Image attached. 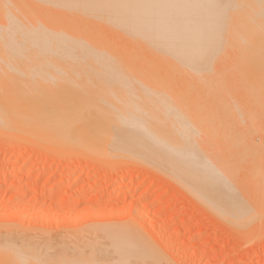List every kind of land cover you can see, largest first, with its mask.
Returning <instances> with one entry per match:
<instances>
[{
	"label": "rangeland",
	"instance_id": "374dc122",
	"mask_svg": "<svg viewBox=\"0 0 264 264\" xmlns=\"http://www.w3.org/2000/svg\"><path fill=\"white\" fill-rule=\"evenodd\" d=\"M19 1H21V0H19ZM23 1L24 2L22 4L27 3L26 0H23ZM31 1H34V0H28V4H30ZM47 1H45V2H47ZM50 1L51 0H49L48 2H50ZM52 1H54L56 3L59 0L58 1L52 0ZM74 1H76V0H73V2ZM80 1L82 4L81 3L78 4V2H80ZM84 1L79 0L78 2H76L77 3V4H75L76 5V11H79V12L83 11V9H81L79 7H81L83 5ZM189 1H191V0H189ZM198 1L205 2V0H198ZM209 1H211V0H209ZM212 1L215 2V0H212ZM219 1H217L218 2L217 6L219 4ZM2 2L4 4L2 3L3 5H1V2H0V7H1L0 10L1 9L2 10H6V9L8 10L10 8L8 6L9 5L12 6V4H8V3H11V0H8V1L4 0ZM67 2H68V0H67ZM67 2H65V0L62 2L63 5L65 3V5H64V7H66L65 9H68V10L71 9V11L73 9V11H75L74 8H72V7L70 8V5H68ZM194 2L192 4H190L191 5L190 8H192V9L193 8H195V9L200 8L201 9V7H202V10H205V8L207 6H211V5H209L210 3L207 4V6H206V3H204L206 7L203 9L204 6L201 5V7L200 6L197 7ZM71 3H72V1L69 2V4H71ZM92 3H95V2H92ZM22 4H19V5H22ZM57 4H60L62 6L61 9L64 10L63 12H61V10H58V14L60 16H62V14H65V12H67V11L64 9L63 5L60 2ZM201 4H203V3H201ZM42 5H43L44 10H46V9L50 10L52 8V6L56 5V4H53V2H52V6L49 3L47 5H44V4H42ZM48 5H49L50 9L49 8L45 9L44 7H47ZM213 5L216 6V2H215V4L213 3ZM23 6H25V5H22L20 8L23 9L24 8ZM33 6H34V9H37V11H38V8H36L35 5H33ZM67 6H69V7L67 8ZM89 6L92 8L94 7L93 4L85 5V8L83 7L85 9L84 11H86V9H87L86 7H89ZM39 7H40V5H39ZM59 7L54 6L53 9H51L53 11L56 10L55 16L57 15V9H59ZM77 7L79 9H77ZM212 7L213 6H211V8ZM12 8H13V6H12ZM181 8H183V7H181ZM187 8H189V6ZM34 9H32V10L34 11ZM53 11H52V13H53ZM7 12H9V11H7ZM79 12H76V13L78 14ZM40 13L45 14L44 11L41 12L39 10L37 12V14H40ZM50 15H52V14H50ZM53 15H54V13H53ZM59 15H57V16H59ZM81 22H83V21H81ZM81 22L77 21V22H73V23L71 22L69 24H74V23H77V24L80 23V25L84 24ZM77 24H74V25H77ZM99 25H100V23H99ZM215 42L218 43V41H215ZM215 42H213V43H215ZM222 42L223 41H221V44L219 43L218 46L215 45V48L223 45L224 47L221 46V48H224V50L226 52L223 49H221V50L224 51L225 56H227V54H228L227 58L224 57V55L222 54L223 52H221L220 49L219 50L217 49L218 51L215 53L217 54V53L221 52L222 57L217 54L216 56L218 58L221 57V58L217 59V57L215 58V54H214L213 55L214 57H212V58H214V59H212V63H211V60H209V62L211 64H209V62L206 61L209 65H212L213 63L215 64V62H216L215 59H217V62L215 65L219 66V64H220V66H219L220 68L216 67L214 64H213L214 66L213 65L212 66H213V68L216 67V69L219 68L218 70L214 69L212 71V68H210L212 66L209 67V65H206V66H208L210 69L209 68L205 69L206 66L204 65L205 68L203 70H205V72H207L206 70H208V71L211 70L210 73L209 72L205 73V72H203V70H199V68L201 67L200 69H202V67H203L202 65L204 63H206L205 61H203V59L205 60L206 59L205 57L209 56V55H207V56H204L203 59L201 58L202 60L199 59V61L201 60L202 62L201 61L200 62L203 63L201 66L198 62L200 67L197 66V71L198 70L201 71L200 73H202V75L197 73V72L196 73L194 72L195 73L194 75L197 74V76H192V77L189 76V78H190L189 79L186 76V75H189L188 72L191 73L192 71H196L195 70L196 67L193 70L191 69V71H189L191 65H189L190 67H188V68L186 66V68L189 70L186 71V69H184V72H187V74L184 73L186 77H184V74H182L183 69H182V71H179V74H178V72H177V74L176 73L174 74L175 76L177 75L176 76L177 78L173 77V75H172L173 71H172L171 76L173 78L170 80L175 81V83L176 82L177 83H176V85H174L172 83L173 86H175V87L169 88L170 91L174 88L171 91V94L168 93V91H167V89H168L167 87H169L168 81H165L163 79V81H165L167 85L164 84L163 81L161 82L165 85V86L163 85V87H166V86L167 87L162 88V86L160 84L161 87H159V88H161V89L160 90L158 89L159 90L158 91V97H159L158 100L159 101L161 100L163 103L160 101L161 104L159 103V105H161V106L158 107L160 109L158 118L160 119L161 124L159 123L160 127L158 129V145H159V148H158V160L157 161L150 153H147L146 151L141 150L138 147L131 146L129 144H126L125 146H121V145H117V144L111 145V144H108L109 142L105 139H103V144H104V147H107V148H104V147L102 148L103 145L98 146V144H96L94 142L93 143L94 146H93V144H91V148L88 149V151H86V150L84 152L81 151L83 154L80 153V151L78 153H76V151H75L72 153H65V154L63 153L61 155H57L58 157L57 156L52 157L51 154H49V153L46 154L47 148H46V146H44V144H42L43 143L42 140H44V139L39 140L38 136H35L32 134L27 135V133H26V135H27L26 136V135H24L25 132L23 133L21 130H12V132H10L11 131L10 129L4 128L2 131V129L0 128V233L5 232L7 234V236L4 238V241H2L3 239H0V245H2V247L4 246L3 247L4 249H0V264H57L58 263L57 259L59 256H60L59 257L60 259H58V260H61V258H63L65 261H68L70 259L68 261V263L67 262L66 263L72 264L74 262V264H75V261H74L75 259L79 260L80 257H81L80 261H82V259H84V258L87 259L88 256L90 255L89 252H91V251H92L93 257L90 255L92 258L89 256V258H88L89 260L88 259L87 260L89 262L93 260V262L89 263L87 261L88 262L87 263V262H85V259H84L85 263L82 261L83 264H95L94 261H98V263L96 262L97 264H102V263L105 264L106 262H108V259H109L108 257H110V258L112 257L111 259H113V260L115 259V261L111 260L110 263L113 262L114 264H119L120 261L125 259V258L127 261L128 256L130 258V260H128L130 263L134 262V260H135L134 256H136V257L146 256L147 257L146 264L149 263L148 261H150L151 264H152V262H154V264H157V262L155 263V261H151V259H155V258L157 260H159V258L161 260V258H162V261L164 258H166V260L168 262H171L172 264H264V201H261L259 192H254V190H253L255 185L259 186L260 190L264 189V183H263L264 171H262V170H264V158H263L264 157V152H263L264 151V148H263L264 145H261L262 148L260 146H258L259 144H261L260 141L262 143L264 142V137H263V129H264L263 128L264 127V116L263 115H264V113L262 112V110H260L258 108V103L260 102V101H258L260 99L259 95L262 94V92H260L262 89H260V91L256 92L257 90L253 91V90H251L252 88L250 89L248 87L249 88L248 91L251 92L250 93L251 98H249L250 95L247 94L248 92H245V90L247 91V89H246L247 86H245V83H247V85H248L249 84L248 80H249V82H252L253 80L255 81V78L257 79L258 76L255 77L254 74L256 73L255 75H257L258 70L263 67L262 64H260V63L259 64L262 67L261 66L256 67L257 65L254 66L255 65L254 63L257 62L258 60L260 61V58H261L260 53L264 52V50H263L264 44H263V48H261L262 46L260 47V45L258 47V48H261V50L259 49V52L261 51L260 53L255 49V47H253L254 48L253 50H251L252 47H250L251 51H254V52L257 51L259 53V54H256L257 52L255 53V55L257 57L259 56V58L256 57V59H255L256 61H254V55L252 57L251 52L248 51L249 46H252V44L250 42H246V43L244 42L246 47L245 46H243V47H245L247 49L246 51H243V49H241L242 43H241V45L236 43V47H238L240 45L239 48L241 50L239 48H235V43L233 45L234 48H233V46L231 47V48H233V51L238 50L239 54H240V51L241 52L243 51V53L244 52L246 53L247 51L249 52V53L247 52L249 54L247 58H245L247 56V53H246L245 57L242 56L243 59L244 58L246 59V63H245V59L244 60L239 59V60H243L244 65L247 64L246 65L247 68L250 67V65L252 64L251 63L252 59H253L254 65L253 64L251 65V67L252 66L253 67H252L251 71L249 72V74H251V75H249L248 72L246 71V69H245L246 66L243 67L245 69V72L249 76H252V77H249L247 75L249 77L248 78L247 76H245L246 74L244 73V71L241 67L242 66L241 63L237 62L238 64H241L239 68H241V72H242L241 74L244 73V75L238 76V75H240L239 74L240 70H239L238 75L236 73L237 72L236 69L234 70L235 65L233 64V62L239 61L238 58H240L241 56L239 57L238 53L231 51L232 49H230L229 47L232 44H228L230 41L228 42L226 40V42H227L226 44L224 42L222 44ZM187 44L185 43V47L188 48L190 44L189 45H187ZM247 44H249V46ZM225 45L226 46L230 45V46L226 47ZM183 46H184V44H183ZM225 48H227V49H225ZM232 54H234V55L237 54L238 57L235 56V57H232V59H231L230 56H234ZM240 55H243V54H240ZM160 56L162 57V60H163V58L166 57L167 55L162 56L160 54ZM262 56H264V53ZM187 57L188 56H184V59ZM249 57H252V58H249ZM179 58L180 57H177L176 60L172 58L174 60V63L178 61V63H176L177 65H179V64L181 65V63H182V62H179V60L182 61ZM193 58L195 59V56ZM263 58L264 57H262V60H263ZM169 59H167L168 62H170ZM194 59H193V61H194ZM207 59H210V58H207ZM220 59H223V62L226 64V65L224 64L225 67L222 65L223 62ZM234 59H237V60H234ZM249 59H250V61H247ZM160 60H161V58H160ZM187 60H189V59H186V62H188ZM190 60H192V59H190ZM213 60L215 62H213ZM193 61H191L192 65H194L196 62L195 61L193 63ZM220 61L222 64L218 63ZM263 61H262V63H264ZM0 62L3 63L2 60ZM161 62H163V61H161ZM186 62H184V60H183L184 66H185ZM239 62H242V61H239ZM172 63H173V61L170 64L172 65ZM183 63L181 66H183ZM227 63H228V65H227ZM165 64L167 65L168 63L165 62ZM198 64H195V66ZM238 64H237V67H238ZM248 64H249V66H248ZM160 65H161V63L159 64V68L162 69L164 65L163 66L161 65L162 67H160ZM169 65H167L166 67H168ZM171 65L169 67H172ZM229 65H232V67H229ZM233 65H234V67H233ZM3 66H4V63H3ZM181 66H177V68L178 67L182 68ZM77 67H79V66L77 65ZM77 67L76 68L74 67L75 69L71 70L72 73L71 72H69V73L71 75H73L74 73L80 71V69H77ZM173 67H175V66L173 65ZM221 67H223L224 69L226 67H228L229 69L227 68L225 71H223L224 69ZM250 68H248V69L250 70ZM170 69L173 70V68H169L168 70H170ZM220 69H221V71H223V73L220 72ZM255 69H256V71H255ZM262 69H260L259 72L262 73V71H261ZM75 70H78V71H75ZM168 70L165 69V71H168ZM174 70H175V68H174ZM179 70H181V69H179ZM12 71H14V70H12ZM12 71H9V72H12ZM73 71H75V72H73ZM176 71H178V70H175V72ZM216 71L218 73L220 72L222 77H223V75H225L226 77L224 76L223 79H221V77L219 75L220 73L217 74ZM80 72H83V69ZM159 72H160V70H159ZM168 72H166V73H168ZM213 72H214L213 75H215L214 78L216 79V81L217 80L219 81V87L216 89H215V86L217 83L215 85H213L211 83V82L214 83V81H215V79L212 77L213 75H211ZM1 73L4 75L3 72H1ZM1 73H0V77L2 76ZM161 73H163V72H160V74ZM166 73L164 72V74H166ZM208 73L210 75H208V76L206 75L207 77H205L204 74H208ZM234 73H236V74H234ZM7 74L4 75V76H6V78H7V76L10 75L9 73H7ZM160 74H158V78H159ZM216 74L218 75L217 77H216ZM15 75H18V74L16 73ZM40 75H38L37 78H40L43 80V77ZM166 75H168V74H166ZM181 75H183V76H181ZM191 75H193V72L191 73ZM227 75H229V76H227ZM171 76H170V78H171ZM202 76L205 77L204 80H206L209 76H211L213 78V79L208 78L210 80L212 79L209 82L211 84L212 88H210V85H208V86L204 85L206 89L203 88L204 89L203 92L201 91L202 90L201 87H204L203 86L204 83L202 82L203 81ZM9 77H8V79H9ZM133 77H129V78L133 79ZM259 77H260L259 79H261L264 77V75L261 77V74H260ZM167 78H169V77H167ZM191 78H192V80L195 78V80L197 82L196 85H198V87H199V85H202V86L197 88V86L195 85L196 82L194 83V80L192 82ZM225 78H227V79H225ZM238 78H240V79L238 80ZM23 79H24V77H23ZM160 79H158V81ZM198 79H202V80L198 81ZM1 80H3V79L0 78V81ZM170 80H169V82H170ZM222 80L225 82H223ZM240 80L241 81L244 80L245 83H244V81L241 82ZM246 80H247V82H246ZM262 80L264 81V79H261V81ZM206 81H209V80H206ZM4 82L7 84V81H4ZM2 83H3V81L0 82V84L3 86ZM5 83H4V85H6ZM159 83H158V85H159ZM240 83L243 86L240 85ZM258 83H260V80L258 81ZM263 83L264 82H261L260 85L262 84V86H263ZM207 84H208V82H207ZM221 84H223V87H224L223 90H222V87H220ZM250 84L253 85L254 83L252 82ZM1 85H0V91L2 92V91H4L3 89H6V87H4V86L2 87ZM255 85L256 84H254V86ZM130 86H132L133 90H131ZM130 86H128V89L125 90L124 93H122L123 95H125L124 97H123V95L119 96L120 100H122L121 103H124L123 102L124 99L131 96L130 93H132L133 95L136 94V92L138 94H141L140 92H138L141 90L140 89L141 86L139 87V85H138L139 90H138L137 85L133 86V84L130 83ZM213 86H214V88H213ZM259 86H257L258 90H259ZM136 87H137L138 91H134V89L136 90ZM237 87H240V88H237ZM244 87H245V89H244ZM162 89H165V91H167L165 94L168 93L171 98H174V99H172L174 101L171 100V102H173L171 104L175 105V106L171 105L170 107L173 106L172 108H170L169 105L166 103L167 106L170 108V110L173 109V112H172L173 115H171V112L169 111V109L166 110V111H169V113L165 111L166 106L164 104V100H162L164 97V93H163L164 90L162 91ZM197 89H198V91H197ZM210 89L212 92L210 91ZM212 89L213 90L215 89L214 92ZM224 89H226V90L224 91ZM132 91H134V93ZM160 91H161V94H160L161 96H159ZM196 91H197V93H196ZM200 91H201V93H200ZM209 91L211 93H209ZM194 93H195V95H194ZM252 93H256V96L254 98L252 97L253 96ZM3 94L5 96V93H3ZM103 94H106V93H103ZM201 94L202 95L204 94V95L202 96ZM100 95H102V94H100ZM106 95H104V96H106ZM169 95L165 96V98H166L165 102L170 101L167 99V97L170 99ZM257 95H258V98H256ZM107 96H109V95H107ZM136 96H137V94H136ZM221 96H222V100L224 99L223 101L221 100ZM161 97H162V99H161ZM192 97H194V98H192ZM199 97H200V99H198L199 101L196 100ZM211 97L213 98V101H212V99H211V101H210V99H208ZM260 97H264V94L261 95ZM133 98L134 97L132 96L131 101L134 100ZM201 98H202V100L204 98H206L204 101H201L203 105L200 102ZM219 98L221 101H219ZM215 99L218 102H220L221 104L216 102ZM238 100H239V102H238ZM248 100L251 103H253V106L252 105L249 106L251 103H249ZM260 100H262V99H260ZM105 101H107V100H105ZM195 101H197V105H195L196 104ZM254 101H257L256 107H255ZM210 103L214 104V105L212 104V106L214 108L211 106ZM216 103H217V105H215ZM223 103H224V105H222ZM247 103H249V104L247 105ZM263 103L264 102L259 103V107H262L261 105ZM104 104L105 103H103V106H104ZM191 104H192V106H191ZM105 105H107V104H105ZM128 105L129 104H127L125 107H127ZM205 105H206V107H205ZM121 106H123V108H124V105H121ZM217 106H219V107L217 108ZM248 106H249V108H248ZM106 107H108V105L105 106L104 108L106 109ZM199 107L201 109H199ZM204 107H205V109L206 108H208V109L205 110ZM254 107L256 109H259L260 112L258 113V110L253 109ZM128 108L130 109V106H128L127 109ZM119 109H120V107H119ZM261 109H264V106ZM201 110L205 111V115L208 118H210V117L213 118L211 114L215 113V114H213V116L215 117L216 122H214V124L210 125V127H208V125H209L208 124V122H209L208 118H207L208 119L207 122L204 119H200L204 115V111L202 112ZM246 110H248V111H246ZM199 111L201 113H199ZM249 111H250V113H249ZM252 111L254 114H256V116L259 117L258 118L259 120L256 118V116H254L253 113H251ZM197 113H199V114H197ZM262 113H263V115H262ZM208 114H210L211 116L210 115L208 116ZM236 114L238 115V118L240 117V119L236 118ZM248 114H250V116H249L250 119L246 118V117H248ZM197 115H198V118L201 116L199 118V120H202V122L201 121H200L201 123L197 122L198 124L196 123L197 124L196 125V124H194L195 121H193V120L198 121V118L195 119V116L197 117ZM219 116H220V119H219ZM222 116L223 117L228 116L229 118L225 117L226 119L224 118V120L225 121L228 120L229 122L230 121H232V122H230V124L228 121H227L228 123L227 122L225 123L224 120H221V119H223V118H221ZM252 116H254V117H252ZM206 117H205V119H206ZM251 117H252V119H251ZM217 118L221 122H219ZM254 119H257V121L255 120L256 122L260 121V123H261L260 132L257 131V133H256V131L255 132L253 131L252 134H251V132L249 133L250 136H252V138H249V139H251L250 142L252 143L254 141V143H256V148L254 147V149H253L254 154L252 153L250 155L249 150H248L249 152H247V153L244 152L245 153L244 154L243 152H241L242 150H240V151L237 150V148L239 146L237 147L236 144L231 145L230 143L231 142L235 143V140L237 143V141L240 140L242 133L247 131L246 128L248 130L250 129V125L248 126L247 123L250 121L252 122V120H254ZM102 120H103V122L102 121H100L99 123L95 122L96 125L94 127H92V126L91 127L93 129L95 128L96 131H103V130L105 131L106 130L105 126L107 125L108 121L105 119H102ZM93 121H95V119ZM168 121H169V124H168ZM203 122H205V123H203ZM222 122H224V124ZM233 122H234L235 126H234ZM216 123L219 125V126L218 125L217 126L220 129L217 128ZM163 124H168V125H166L167 127L165 126L166 128H164ZM199 124L200 125L202 124V125L200 126ZM205 124H207V125H205ZM225 124L228 127L230 126L231 128L230 127L228 128L227 126H225ZM203 126L205 127V130H204ZM244 127H246V128H244ZM242 128L245 131H243ZM206 130L209 131V135L207 132H204V133H206V135H204V136L208 140L207 139L205 140V138H203L204 137L203 131H206ZM219 130H221V131H219ZM222 130H223V132H222ZM17 131H18L19 135L17 134ZM52 132L54 133L55 131H52ZM52 132H50V135L52 134ZM168 132H171V134L173 135L172 137L175 138V141H176L175 153L177 152L176 154H177L178 160L183 158L184 153H185L187 159H189V161H190V154H191L190 153V147H192V145H194V144L196 145L194 147H197V149L200 148L198 150L205 148L202 150H205L206 153L209 152L210 154H215L213 152L214 151L216 152L218 150L219 151L222 150V152H223V149H224L223 147H225L223 155L224 156L227 154L231 155V157L234 158V159L231 158L233 162H234V160H236V161L241 160L242 161L243 158H246V156H249L246 158L245 162H244V159L242 162L240 161V163L237 161L238 167L236 166V170L233 169L234 172L232 171V173H234L233 178H232V176H230L229 172H227V171H229V168L226 169V172L224 170L225 179H226L225 183H228V179L231 178V181H232L231 185L233 186V188L235 187L236 190L238 191V194L236 193L237 196H235L230 201H226L225 199H223L224 198L223 195H227L228 193L223 194L221 192H218V195L216 196L215 194H210L208 191L203 190L200 185H198V187H197L195 182L191 178V171L190 170H186V169H184V167L182 169V168H178V167L176 168V167H171V166L165 165L163 162V156L164 155H163V151H162L165 143L162 142L163 141L162 139H165L164 135H166ZM20 133H21V135H20ZM210 133L212 135H210ZM217 133H219V134H217ZM223 133H224V135L228 134L227 135L228 137L224 136ZM231 133H235V135H233ZM229 134H230V136H229ZM31 135L34 136L35 138L32 137ZM52 135H54L53 138L58 136L57 134L55 135V133ZM82 135H81L82 136L81 138H84L85 134H82ZM167 135H169V134H167ZM209 136H212L213 139H212V137H209ZM234 136L236 139L234 138ZM250 136L248 135V137H250ZM223 137H225V139ZM231 137H233V138H231ZM248 137H247V139H248ZM259 137H260V139H259ZM228 138L229 139L231 138V139L229 140ZM262 138H263V140H262ZM201 139H202V142H201ZM252 139H253V141H252ZM228 142H230V143H228ZM40 143L42 145H40ZM97 143H98V141H97ZM206 144H209L210 146L206 145ZM109 146L112 147L116 151L121 150V153L123 154V156H121V154H119L121 157H118L119 156L118 154H117V156H115L113 151L111 152V150H108ZM201 146H202V148H201ZM232 146L237 147V148H232ZM211 148L213 150H211ZM109 149H111V148H109ZM206 149H208V150H206ZM255 149H257V150L254 151ZM104 150L105 151L108 150V152L106 153ZM251 150H252V148H251ZM219 151L216 153H219ZM109 152L113 153V155L109 154ZM222 152L220 154H222ZM218 155L219 154H217L215 156L217 157ZM223 155H222V157H223ZM174 159L177 160V158H174ZM234 164H235V162H234ZM179 166H180V164H179ZM225 167L226 168L228 167V163L225 164ZM232 167L234 168V166H232ZM255 167L257 168L258 171L253 172ZM115 168L118 170V172L116 171ZM238 168L239 169L241 168V169L239 170ZM112 170L117 172L116 173L117 176L115 174L110 175L113 172ZM261 171H262V173H261ZM257 172H260V173L258 174ZM254 175H256V176H254ZM245 177H247V179ZM262 177H263V180H262ZM138 180H142V181L138 183ZM253 181L255 182V185H254ZM223 183H224V181H223ZM258 183H259V185H257ZM236 194L234 193L233 195H236ZM58 201L60 203H58ZM111 224H114V225H111ZM130 224H133L134 229H133V226ZM151 224H153V226H154L153 229L150 226ZM124 226L126 227V229L124 228ZM92 227L99 228V229L101 227L102 228L100 230L99 229L96 230L94 228L92 229ZM103 227H105L107 230L105 229V231H104ZM110 227L112 230L110 229ZM113 227L116 230H121L122 228H124V229L116 232V230ZM128 227H129V229H128ZM130 228L132 230H134V233L136 231V234L137 233L139 234V232H141L144 236H148L147 238L148 239L150 238L149 240H147V241H149V243H151V244L155 243L157 245H161V247L156 245V248H154L152 245H149L150 249H148V251H149L148 253L146 250L144 251V249H117V250L121 251V252H119L120 254H123V252H124L125 255H124V257L122 255H118V251H117V253H116L117 255H116L114 253V250L112 251L111 249H109V243H110L109 241L110 240L108 239V235H110V233H112V232L113 233H118V232H121V233L124 232L125 233L127 231L125 233L126 235L124 237H127L128 239H130V237L132 238V236L134 235L133 231ZM109 229H110V233L107 234L106 231H109ZM136 229H138V230H136ZM102 230H103L104 234L102 233ZM130 231H131V233H129V234H132V236L128 235V232H130ZM105 233L107 235V238L104 237ZM124 233H122V234H124ZM18 234H20V235L17 237H13L14 235H18ZM53 236H55L57 238L56 242L55 243H48L47 245H45L46 244L45 238L47 239V238H50ZM96 237H97V239H99V238H101V239L97 240ZM103 239H108V241L107 240L104 241ZM59 240H62L63 241L62 243L66 247L69 248V250L66 249L68 251V253L65 249H61V250L56 249V246L58 245V243H61V241H59ZM92 240H94L97 244L94 241L92 242ZM6 241L8 242V244H6ZM75 241L76 242L79 241V242L76 243ZM88 241H91V242L89 243ZM156 241L159 242L160 244L157 243ZM33 242H41L42 246H44V245L45 246L42 247L41 249H37V250L36 249H34V250L33 249H27V247L31 246ZM11 243H12V245H11ZM71 243H73V245L76 246L77 248L71 246L72 245ZM81 244H83V245H81ZM85 244H87V245H85ZM103 244L107 245V248L109 250H107V248ZM89 245H92V248H95L94 252H93L94 249L90 251L91 246L87 247V249H85L86 246H89ZM101 246H102V248H105V249H102ZM81 247H84V249H82ZM46 248H49V249H46ZM79 248L82 249L81 250L82 253L84 250V252H85L83 255L84 257H82V255H80L81 253L78 254V252H73V251H75V249L79 250ZM88 248H90V249H88ZM152 248H153V251H156V252H153ZM71 249H73V251ZM156 249L157 250L159 249V250L157 251ZM60 251L63 254H61ZM63 251L65 252V254ZM99 251L101 252V254L99 253ZM107 252H108V254H107ZM54 253L57 254V259H56V256L52 255ZM71 253H72V255H71ZM156 253L157 254L162 253V257H161V255H157ZM50 254H51V257L54 256L55 258L54 257L51 258ZM58 254H60V255H58ZM76 254H77V256L79 255L78 256L79 258H77ZM113 254H115V255H113ZM152 254H154L155 258H152V257L150 258V256H153ZM66 256L67 257L69 256L68 259L66 258ZM97 256H98V258H97ZM117 256H121V257L118 258ZM73 258H74V260H73ZM95 258H96V260H95ZM54 259H55V262L57 261L56 263H54ZM63 259H62V261H63ZM103 259H105V260L107 259V261L105 262V260H104V262H103L102 261ZM119 259H121V260H119ZM99 260H100V262H99ZM116 260H118V261H116ZM131 260H132V262H131ZM126 261L123 260L121 262H122V264L123 263L125 264ZM162 261H160L161 264H171L168 262L164 263L166 261H164V262H162ZM82 262H81V264H82ZM64 263L65 262L63 261V264ZM79 263L80 262L78 261V264ZM110 263H108V264H110ZM135 263H136V261L133 264H135ZM58 264H61V262ZM127 264H128V262H127Z\"/></svg>",
	"mask_w": 264,
	"mask_h": 264
},
{
	"label": "bare ground",
	"instance_id": "6f19581e",
	"mask_svg": "<svg viewBox=\"0 0 264 264\" xmlns=\"http://www.w3.org/2000/svg\"><path fill=\"white\" fill-rule=\"evenodd\" d=\"M2 1H4V0H0L1 5L4 4ZM18 1L19 0H17V1L11 0V3H8V4H12L13 8H12V6L9 5L8 7H10V8L8 10L7 9L6 10H2V9L0 10V61L2 60L4 63V66H3V63L0 62V64H1L0 65V73L3 72L4 75L9 73L11 75V76L9 75L10 77L7 76V78H6V76H4L1 73L2 76L0 77L1 79H3L0 82L3 81L2 84L4 87H6V89H3L5 92L0 91V94H1L0 95V128L2 129V131L4 128L10 129L11 130L10 132H12V130H21L23 133L25 132L24 135H26V133H27V135L32 134V135L38 136L39 140L44 139V140H42V142H43L42 144H44V146H46V148H47L46 154L49 153V154H51L52 157H56L57 155H61L63 153L64 154L65 153H72L75 151H76V153H78L79 151H80V153H82L81 151H83V152L85 150L88 151V149L91 148V144H93L94 142L96 144H98V146L103 145L102 146V148H103L104 147L103 139H105L109 142L108 144H111V145L117 144V145L125 146L126 144H129L131 146L138 147L139 149L144 150L147 153H150L157 161L158 160V148H159V145H158V129L160 127L159 123L161 124L160 119L158 118V115L160 112V109L158 107L161 106V105H159V103L161 104V102H162L161 100H160L161 102L158 100V98H159L158 97V91L161 89L159 87L162 86V88H166L167 86L163 87V85L166 84L165 81H168L169 87H167L168 88L167 91H168V93L171 94V91L174 88L171 91L169 90V88L175 87V86H173V84L176 85L177 82L175 83V81H171L170 79H172L173 77H176L177 75L175 76L174 74L175 73L177 74V72L179 74V71H182V69H183L182 74H184V73L187 74V72H184V69H186V71L189 70V69H187L188 67H190L189 65H191V67H192V68L190 67L189 71H191V69L193 70L195 67H196V69H195L196 71H192L193 75H191L192 72L191 73L188 72L189 75H186L188 78H189V76H191V77L197 76V74L194 75L196 72L202 75V73H200L201 71H199V70H203L205 68L204 65L206 66V65H209L212 63V59H214L212 57H214L213 56L214 54H215V58L217 57L216 56L217 54L221 56V52H223L222 54L224 55L225 50H224V48H221V46H223V45L215 48V45L218 46L219 43L221 44V41H223L225 44L227 43L226 40L228 42L230 41L228 44H232V45L231 46L228 45V46H230L229 48L232 49L231 51H233L234 43H235V48H239L241 43H242L241 49H243V51H246L247 49L245 48L246 47L245 43L250 42L252 44V46H249L250 43L247 44L249 46L248 51L251 52L252 57L254 55V61H256L255 59L257 57L255 55V53L257 51L259 52V49L261 50V48H263V44H264V0H220V1L215 0L216 6L213 5V3L215 4V2L212 0L211 1L205 0V2H202V1L200 2L198 0L197 1L196 0H191V1H189V0H85L84 1L83 0L84 1L83 5L81 7H79L81 9H83V11H80V12L76 11V5H75V4H77L76 2H78L79 0L78 1L76 0L74 2H73V0H71L72 1L71 4H69V2H71L70 0H68V2H67V0H65V2H67L68 5H70V8L71 7L74 8L75 11H73V9H72V11H71V9H69L70 11L68 9H65L66 8V7H64L65 3H64V5L62 3L64 0H59V1L55 0V1H58L56 3L52 0L50 2H48L49 0L48 1L47 0H34L35 2L31 1L32 3L30 2V4H28V0H26L27 5L22 4L24 2L23 0H21L22 2L21 1L18 2ZM45 1H47V2H45ZM217 1H219V4H220V5L218 4V6H217V3H218ZM52 2H53V4H56L57 6L56 5L52 6ZM59 2L63 5L64 9L67 11V12H65V14H62V16H60L58 14V10H61V12L64 11L61 9L62 6L60 4H57ZM92 2H95V3H92ZM193 2L196 4L197 7H199V6L201 7V5L204 6L203 9L209 3H210L209 5H211L213 7L211 8V6H207L208 8L206 7L205 10H202V7H201V9L200 8H196V9L193 8L192 9V8H190L191 7L190 4H192ZM48 3L52 6L51 9H53L54 6L55 7L60 6L59 9H57V15H59V16H57V15L55 16L56 10L55 9H54L55 11L51 10L49 5L47 7H44V8L45 9L49 8L50 10L46 9L47 10L46 11L43 9L42 4L47 5ZM80 3H81V1L78 2V4H80ZM89 3L93 4L94 7L93 8L90 6H89L90 8L86 7L88 10L86 9V11H84L85 5H90ZM201 3H203V4H201ZM204 3H206V6ZM19 4L25 5V6H23L24 8L23 9L20 8L22 5H19ZM33 5H35L36 8H38V11L39 10L41 12L44 11L45 14L44 13L37 14L38 11H37V9H34ZM39 5H40V7H39ZM180 6L183 8H181ZM188 6H189V8H187ZM68 7L69 6H67V8ZM79 8L77 7V9H79ZM32 9H34V11ZM7 11H9V12H7ZM52 11H53L54 15H53ZM76 12H79V13L77 14ZM49 13L52 15H50ZM77 21H80V22L83 21L81 23H84V24H81V25H80V23L79 24L74 23L77 25L69 24L71 22L73 23V22H77ZM99 23H100V25H99ZM215 41H218V43H216ZM213 42H215L216 44ZM223 42H222V44H223ZM185 43L186 44L188 43L187 45L190 44L188 48L185 47ZM236 43H238L240 45L238 47H236ZM183 44H184V46H183ZM259 45H260V47L261 46L262 47L258 48ZM228 46H226V47H228ZM232 46H233V48H231ZM243 46H245V47H243ZM250 47H252V49ZM253 47H255V49L257 51H255V52L251 51L254 49ZM217 49L218 50L220 49L221 52L216 54L215 52L218 51ZM221 49H223L224 51ZM225 49H227V48H225ZM263 50H264V48H263ZM243 51L242 52L240 51V54H243V55H240L238 53V50L233 51V52L238 53L239 57L241 56L240 58H238V60L243 59L242 56L245 57L246 53L248 52V51L246 53L244 52L245 53L244 54ZM258 52L256 54H259L261 51L259 53ZM248 53H247V56L245 58L248 57V55H249ZM263 53L264 52L260 53V56H261L260 61L262 60V57H264V56H262ZM160 54L162 56L167 55L168 57L166 56L162 60V57L160 56ZM207 55H209V56L205 57L206 59L204 60L203 57L207 56ZM232 55H234V54H232ZM184 56H188L189 58L187 57L184 59ZM194 56H195V59L193 58ZM227 56H228V54H227ZM227 56L224 55V57H226V58H227ZM235 56H237V54L234 56H230V58L232 59V57H235ZM171 57L175 60L177 57H180L179 59H181L182 61L179 60V62H182V63H183V60H184V62H186V59H189V60H187L188 62L185 63V66L183 63V66H184L183 67V66H181L182 63H181V65L176 64V63H178V61L174 63V60ZM221 57H219V58H221ZM252 57H249V58H252ZM160 58H161V60H160ZM166 58L167 59L170 58L169 59L170 62H168V60ZM201 58L205 62L206 61L209 62V60H211V63L209 62V64H208L206 62L207 64L206 63L203 64V63H201L202 62ZM207 58H210V59H207ZM219 58L217 57V59H219ZM257 58H259V56ZM190 59H192V60H190ZM193 59H194V61H193ZM199 59H201L200 60L201 62L199 61ZM217 59H215L216 62H217ZM220 60H222V62H223V59H220ZM234 60H237V59H234ZM243 60H239L242 62H239V61H235V62L242 64L241 67H242L244 73L246 74L245 76H247L253 67V66L251 67V65L254 63V61L252 59V62H251L252 64L250 63L251 68L248 67V68H250V70H249L246 66L247 64L244 65ZM263 60H264V58H263ZM161 61H163L164 63ZM172 61H173V63L171 65L170 63ZM189 61L190 62L193 61V63L196 61L195 64H198V62H199L200 66L203 64L202 69H200L201 67L199 66V64L195 66V64L192 65V62L190 63ZM215 61L213 60V62H215ZM247 61H250V59ZM260 61L258 60L257 62L254 63L255 65L254 64L253 65L254 66L257 65L256 67H258V66H261L260 64H262L263 67L262 66L261 67L264 69V65H263L264 63H262V61L261 62ZM165 62L168 63L167 65L170 64L172 67H169L170 65L168 67H166L167 65L165 64ZM216 62H215V64H216ZM235 62H233V64L235 65V67L233 65L234 70L236 69L237 75H238L239 70H240V73H239L240 75H238V76H243L244 73L241 74L242 73L241 68H239L241 64L237 63L238 64V67H237V64ZM160 63L162 66L165 64L162 69L159 68ZM218 63H221V61ZM245 63H246V59H245ZM76 64L80 68L77 67ZM224 64L225 63L223 62L222 65L224 66ZM161 65H160V67H162ZM173 65L175 67H173ZM212 65H209V67ZM227 65H228V63H227ZM177 66H181L182 68L178 67L181 70H179L177 68ZM186 66H187V68H186ZM197 66L200 67L198 70L199 72L197 71ZM213 66L210 67V68H212V71L214 69H216V67H219L220 64H219V66L215 65L216 67H214V68H213ZM245 66H246L245 69L248 72V74L245 72V69L243 68ZM248 66H249V64H248ZM74 67L75 68L77 67V69H80V71L83 69V72L75 70L78 72L71 75L69 72L72 73L71 70L72 69L74 70L75 69ZM209 67L206 66L205 69H207ZM229 67H232V65H229ZM169 68H173V70H171V69L168 70ZM174 68H175V70H178V71L175 72ZM221 68H223V67H221ZM227 68L228 67H226L225 69L223 68L224 69L223 71H225ZM262 68H260V69H262ZM165 69L168 70L169 72L165 71ZM218 69H216V70H218ZM260 69L258 70L257 75H255L256 73L254 72L255 73L254 76L255 77L258 76L257 79L255 78V81L252 79L253 80L252 82L254 84H256L257 86H259L261 82H264L263 80L261 81V79H264V77L259 79L260 74H261V77L264 75V70L263 69L261 70L263 73L262 74L261 72H259ZM12 70H14V71H12ZM159 70H160V72H163V73L160 74ZM9 71H12V72H9ZM75 71H73V72H75ZM172 71H173V74H172ZM206 71L210 73L211 70H209V71L206 70ZM223 71H221V69H220V72L223 73ZM255 71H256V69H255ZM164 72L165 73L168 72L166 74H168L169 76L164 74ZM203 72H205V70H203ZM207 72H205V73H207ZM14 73L15 74L17 73L18 75H15ZM209 73L204 74V76L207 77L208 75H210ZM219 73L217 72V74H219ZM236 73H234V74H236ZM158 74L161 75V76L159 75V78H158ZM171 74L173 75V77L171 76ZM185 74H184V77H186ZM213 74H214V72L211 75H213ZM217 74H216V77L218 76ZM38 75L42 76L43 80L40 78H37ZM219 75H220L221 79H223V77L225 76L222 74L223 75V77H222L221 73ZM249 75H251V74H249ZM22 76L24 77V79ZM170 76H171V78H170ZM181 76H183V75H181ZM214 76L215 75H213L212 77L214 78ZM227 76H229V75H227ZM8 77H9V79H8ZM129 77H133V79H131ZM167 77H169V78H167ZM205 77L202 78L203 79L202 82L204 83L203 86L204 85H207V86L210 85V88H212V86L209 82L213 78L211 76H209L208 78H212V79L210 80L207 78L206 80H209V81H206V80H204ZM249 77H252V76H249ZM240 78H238V80ZM158 79H160V80L158 81ZM163 79L165 81H163ZM202 79H198V81L202 80ZM225 79H227V78H225ZM258 79L260 80V83H258V81H259ZM169 80H170V82H169ZM193 80L195 83L196 82L195 78ZM193 80L191 78L192 82H193ZM4 81H7V84ZM162 81L164 84L161 83ZM215 81H216V79H215ZM215 81H214V83L213 82H211V83L213 85H215L217 83L216 84L217 87L215 86V89H216L219 87V81L218 80L216 82ZM243 81H241V82H243ZM207 82H208V84H207ZM223 82H225V81H223ZM246 82H247V80H246ZM252 82H249V80H248L249 84L247 85V83H245V81H244L245 86H247L246 87L247 91L245 90V92H248L247 94L250 95L249 98H251V94H250L251 92L248 91L249 88L250 89L252 88L251 90H253V91L257 90L256 92H258V91H260V89H262L260 91V92H262V94H260V95L258 94L259 98L262 100L259 99L258 101H260L259 103L264 102V97H260L261 95L264 94V83H263V86H262V84L260 85L261 87L259 86V90H258L256 85L254 86V84L253 85L250 84ZM4 83L6 85H4ZM130 83L133 84V86L134 85H137V87H138V85H139V87L141 86L140 91H138L139 87H138V90H137V87H136V90L134 89V91H138L141 94H138L136 92V94H137V96H136V94L133 95L132 93H130L131 96L124 99V101H123L124 103H121L122 100H120L119 96L123 95L122 93H124V91L128 89V86H130ZM158 83H159V85H158ZM160 84H161V86H160ZM196 84H197V82L195 83V85ZM240 85H242V84L240 83ZM196 86H197V88H199L202 85H199V87H198V85H196ZM220 87H222V90H223V88H224L223 84H221ZM240 87H237V88H240ZM130 88H131V90H133L132 86H130ZM201 88H202V90L201 89L200 90L202 92L204 89H206L205 86L201 87ZM213 88H214V86H213ZM244 89H245V87H244ZM214 90H213V92H214ZM225 90L226 89H224V91ZM134 91H132V92L134 93ZM162 91L164 93V97H163V99L161 97V99L164 100V104L166 106L165 111L167 109H169V111L171 112V115H173L172 114L173 109L170 110V108L175 106L174 104H171V103H173V102H171V100L174 98H171L168 93L165 94L167 92V91H165V89H162ZM197 91H198V89H197ZM197 91H196V93H197ZM201 91H200V93H201ZM210 91H211V89H210ZM210 91H209V93L212 92V91L211 92ZM3 93H5V96ZM103 93H106V94L108 93L107 95H109V96H107L106 94H103ZM100 94H102L103 96ZM160 94H161V91L159 92V96H161ZM104 95H106V96H104ZM168 95H169L170 99L168 97H167V99L170 101L165 102V99H166L165 96H168ZM194 95H195V93H194ZM252 95H253L252 97L254 98L256 96V93H252ZM258 95L256 98H258ZM124 96L125 95H123V97ZM132 96L134 97L133 101H131ZM192 98H194V97H192ZM198 99H200V97L197 98L196 100H198ZM205 99L206 98H204L202 100V98H201L200 102L204 101ZM208 99H210V101L212 99V101H213L212 97L208 98ZM105 100H107V101H105ZM221 100H222V96H221ZM221 100L219 98V101H221ZM172 101H174V100H172ZM195 102H196L195 105H197V101H195ZM216 102H218V101L216 100ZM238 102H239V100H238ZM254 102H255L254 104L256 107L257 101H254ZM103 103L108 105V107H106V109L104 107L107 105L104 104V106H103ZM166 103L169 105V107L171 105H173V106L169 108ZM213 103H210L211 106ZM218 103H220V102H218ZM249 103H251V102L249 101ZM249 103H247V105ZM259 103H258V108L260 110H262V112L264 113V111H263L264 109H261L264 106L263 105L264 103L262 105L260 104L262 107H259ZM127 104H129L128 106H130V109L129 108L127 109L128 106L125 107ZM192 104H191V106H192ZM201 104H202V102H201ZM121 105H124V108ZM215 105H217V103ZM222 105H224V103ZM251 105L253 106V103H251L249 106H251ZM249 106H248V108H249ZM119 107H120V109H119ZM205 107H206V105H205ZM205 107H204V109H205ZM218 107L219 106H217V108ZM255 107L253 109H256ZM199 109H201V108L199 107ZM206 109H208V108H206ZM259 109H256V110H258V113L260 112ZM169 111H166V112L169 113ZM246 111H248V110H246ZM199 113H201V112L199 111ZM199 113H197V114H199ZM249 113H250V111H249ZM251 113H253V111ZM263 113H262V115H263ZM213 114H215V113L211 114L214 119L211 117H210L211 118L210 119V118L206 117L205 111H204L203 117H201L199 115L201 117V118L200 117L199 118L204 119L206 122L209 119L208 120L209 121L208 127H210V125H212V124H214V122H216ZM209 115L210 114H208V116ZM249 116H250V114H248V117H246V118L250 119ZM254 116H256V114H254ZM254 116H252V117H254ZM205 117H206V119H205ZM225 117H228V116H224V117L222 116L221 118H223V119H221V120H224ZM252 117H251V119H252ZM197 118H198V115H197V117L195 116V119H197ZM199 118H198V121L193 120V121H195L194 124H196L197 122H199V123L202 122V120H199ZM236 118H238L237 114H236ZM256 118L258 119L259 117L256 116ZM94 119H95V121H93ZM102 119H105L108 121L107 125L105 126L106 130L105 131L104 130L103 131H96L95 128L93 129L92 127H94L97 122L98 123L100 121L103 122ZM219 119H220V116H219ZM219 119H218V121H219ZM238 119H240V117ZM257 119L252 120V122L250 121L251 123L250 122L247 123L248 126L250 125V129H249L250 131L246 127H244V128H246L247 131H245L242 128L243 131H245V132H243V133L241 132L242 136L240 137V140L237 141V143H236V140H235V143L234 142L233 143L228 142L231 145L236 144L237 147L239 146L238 148L232 146V148H237V150H239V151L242 150L241 152H243V153L244 152L247 153L250 151L249 152L250 155L253 153L254 147L256 148V143H254L253 139H252L253 142L252 143L250 142L251 139H249V138H252V136H250L249 133L251 132V134H252L253 131L254 132L256 131V133H257V131L260 132L261 123H260V121L256 122ZM227 121L228 120H226V121L224 120L225 123ZM219 122H221V121H219ZM224 122H222V123L224 124ZM230 122H232V121H230ZM230 122H229V124H230ZM203 123H205V122H203ZM168 124H169V121H168ZM168 124H163V127L166 128L167 127L166 125H168ZM233 124H234V122H233ZM205 125H207V124H205ZM217 125L218 124L216 123V126ZM218 126H217V128H218ZM225 126H227V125L225 124ZM234 126H235V124H234ZM218 129H220V128H218ZM204 130H205V127H204ZM52 131H55L54 132L55 135L56 134L58 135L57 137H55L56 139L53 138L54 135H52V134H54V133ZM219 131H221V130H219ZM50 132H52V134H51L52 136L50 135ZM204 132H207L209 135V131L206 130V131H203V133ZM222 132H223V130H222ZM17 134H18V131H17ZM82 134H85L84 138H81L83 136ZM167 134H169V135H167ZM167 134L164 135L165 139H162L163 140L162 142L165 143L163 150H162L163 155H164L163 156V162L165 165L171 166V167H176V168L178 167V168H182V169L184 167V169L190 170L191 171V178L193 179V181L195 182L197 187H198V185H200L203 190L208 191L210 194H215L216 196L218 195V192H221L223 194L228 193L229 195L228 194L223 195V197H224L223 199H225L226 201H230L235 196H237L238 191L236 190L235 187L233 188V186L231 185L232 181H231L230 177H229L230 179H228V183H225L226 179H225L224 170L226 172V169L229 168V171H227V172H229L230 176H232V178H233L234 173H232V171L234 172V170H236V166L238 167V165H237L238 160L237 161L234 160V162H235V164H234V162L232 161V159H234V158H232L231 155L227 154L224 156L223 152H224L225 147H223L224 148L223 152H222V150H220L222 152V154H220L221 152L219 150H218L219 153H216L218 151H216V152L214 151L213 153H215V154H210L209 152L206 153L205 150H202V149H205V148H202V146H201L202 149L198 150L200 148L197 149V147H194V146H196L194 144V145H192V147L189 146L190 147V153H191L190 154V161H189V159H187L185 153H184L183 158L178 160V157L176 154L177 152L175 153V151H176L175 138L172 137L173 135L171 134V132H168ZM217 134H219V133H217ZM231 134L235 135V133H231ZM20 135H21V133H20ZM204 135H206V133H204L203 136ZM210 135H212V134L210 133ZM223 135H224V133H223ZM227 135L228 134H226L224 136H227ZM248 135L250 137H248ZM229 136H230V134H229ZM32 137H34V136H32ZM209 137H212V136H209ZM247 137L249 140L247 139ZM263 137H264V129H263ZM203 138H205V136ZM223 138L225 139V137H223ZM231 138H233V137H231ZM234 138H235V136H234ZM206 139L207 138H205V140ZM212 139H213V137H212ZM259 139H260V137H259ZM262 140H263V138H262ZM97 141H98V143H97ZM201 142H202V139H201ZM260 143L261 144H259L258 146H260L262 148L261 145H264V142L262 143L260 141ZM42 144L40 143V145H42ZM206 145H209V144H206ZM93 146H94V144H93ZM104 148H107V147H104ZM109 148H111V149H109ZM109 148H108V150H111V152L113 151L115 156H117V154L118 155L121 154V156H123V154L121 153V150L116 151L110 146H109ZM251 148H252V150H251ZM108 150H106V151L104 150V151L107 153ZM206 150H208V149H206ZM211 150H213V149L211 148ZM256 150L257 149H255L254 151H256ZM109 154L113 155V153H110V152H109ZM217 154H219V155L216 157L215 155H217ZM222 155H223V157H222ZM121 156L119 155L118 157H121ZM247 157H249V156H246V158ZM174 158H177V160ZM246 158H243L244 162H245ZM243 159H242V161H243ZM240 161H238V162L240 163ZM226 163H228L227 168L225 167ZM179 164H180V166H179ZM232 166H234V168ZM254 170H253V172L258 171L256 167ZM116 171L118 172L117 169H116ZM116 171H113L110 175H114V174L116 175V173H117ZM262 171H264V170H262ZM262 171H261V173H262ZM257 173L259 174L260 172H257ZM254 176H256V175H254ZM247 177H245V178L247 179ZM262 180H263V177H262ZM141 181L142 180H138V183ZM223 181L225 184L223 183ZM263 183H264V181H263ZM254 185H255V182H254ZM257 185H259V183ZM253 190H254V192H259L261 201H264V189L260 190L259 186L255 185ZM234 193L235 194L237 193V194L233 195ZM58 203H60V202L58 201ZM111 225H114V224H111ZM130 225L133 226V224H130ZM150 226L152 229L154 228L153 224H151ZM93 228L94 227H92V229ZM103 228H104L103 230L105 231L106 228L105 227H103ZM124 228L126 229L125 226H124ZM124 228H122V229H124ZM94 229L97 230L99 228H94ZM110 229H111V227H110ZM110 229H109V231H106L107 234L110 233ZM128 229H129V227H128ZM133 229H134V226H133ZM103 230H102V233H103ZM121 230H116V232L121 231ZM136 230H138V229H136ZM132 231L134 234L133 236H132V234H129V233H131V231L128 232V235L132 236V238L130 237V239H128L127 237H124L126 235L125 233L127 231L125 233L122 232L124 234H122L121 232L110 233V235H108V239L110 240L109 241L110 242L109 243V249H111L112 251L114 250L115 254L118 251V255H122L124 257V255H125L124 252H123V254H120L119 252H121V251H119L117 249H144V251L146 250L148 253L149 252L148 249H150L149 245H152L154 248H156L157 244L154 243L155 244L154 245V244L149 243V241H147L150 239V238L149 239L147 238L148 236H144L141 232H139V234L138 233L136 234V231H135V233H134V230H132ZM106 233H105V236L103 235L104 233L102 234L105 238H107ZM19 235L20 234L14 235L13 237H17ZM6 236H7V234L5 232L0 233V239H3L2 241H4V238ZM96 239H97V237H96ZM100 239L101 238H99L97 240H100ZM108 239H103V240L108 241ZM56 240H57V238L55 236L47 238V239L45 238V241H46L45 245H47L48 243H55ZM59 241H61V243H58L59 246L57 245L56 249H59V250H61V249L66 250L67 249V250H69V248L66 247L62 243L63 242L62 240H59ZM93 241L94 240H92V242ZM77 242H79V241H77ZM88 242L90 243L91 241H88ZM157 243H159V242H157ZM6 244H8L7 241H6ZM71 244H72L71 246L76 247L73 245V243H71ZM83 244H81V245H83ZM11 245H12V243H11ZM85 245H87V244H85ZM0 246L2 247V245H0ZM44 246H42L41 242H33L31 246L27 247V249H33V250L36 249L37 250V249H41ZM104 246L107 248V245H104ZM157 246L161 247V245H157ZM1 247H0V249H4L3 248L4 246L2 248ZM87 247L91 248V249L88 248V249H90V251L93 249H94L93 252L95 251V248H92V245L86 246L85 249H87ZM81 248L84 249V247H81ZM101 248H102V246H101ZM46 249H49V248H46ZM82 249H80V248H79V250L75 249V251H73V249H71V250L73 252H78V254L81 253L80 255H82V257H84L83 255L85 252L83 250V253H82V251H81ZM102 249H105V248H102ZM109 249L107 248V250H109ZM152 251H153V248H152ZM153 252H156V251H153ZM60 253L63 254L61 251H60ZM67 253H68V251H67ZM72 253H71V255H72ZM89 253L93 257L92 251ZM99 253L101 254L100 251H99ZM55 254L56 253H54L52 255L56 256V259H57V254L56 255ZM64 254H65V252H64ZM107 254H108V252H107ZM115 254H113V255H115ZM154 254H152L153 256H150V258L151 257L155 258ZM58 255H60V254H58ZM157 255H161V257H162V253L157 254ZM76 256H77V254H76ZM78 256H77V258H79ZM89 256H88V258H89ZM50 257H51V254H50ZM53 257H51V258H53ZM59 257H58V259H60ZM68 257L66 256L67 259H68ZM117 257L119 258L121 256H117ZM74 258H73V260H74ZM97 258H98V256H97ZM108 258H109L108 262H106L107 259L106 260L103 259L102 261L104 262V260H105V262H106L105 264L110 263L111 260L115 261V259L114 260L111 259L112 257L111 258L108 257ZM134 258H135L134 262L136 261L135 264H139V263L140 264H146V259H147L146 256H144V257L143 256H141V257L134 256ZM58 259H57L58 263L61 262V264H63V261L65 262L64 264H67L68 261L70 260L69 259L68 261H65L63 258H61V260H58ZM62 259H63V261H62ZM84 259H85V262H87L89 260V259L87 260L86 258H84ZM84 259H82L83 262H84ZM164 259L162 261V258H161V260H160V258H159V260H157L155 258V259H151V261H155V263L157 262V264H159V263L161 264L160 261H162V262L166 261L164 263H167L168 261L166 260V258H164ZM80 260H81V257L79 260L75 259L74 260L75 264H78V261L80 262L79 264H81L82 261H80ZM95 260H96V258H95ZM119 260H121V259H119ZM123 260L126 261V258ZM123 260H121V261H123ZM128 260H130L129 256H128V259H127L125 264H127V262H128V264L134 263V262H132L133 259L131 260L132 263H130ZM116 261H118V260H116ZM121 261L119 264H122ZM56 262L54 259V263H56ZM83 262H82V264H83ZM90 262H93V260ZM94 262H95V264L98 263V261H94ZM99 262H100V260H99ZM148 262L150 263V261H148ZM168 263H171V262H168ZM72 264H74V262ZM110 264H114V263L112 262ZM152 264H154V262H152Z\"/></svg>",
	"mask_w": 264,
	"mask_h": 264
}]
</instances>
